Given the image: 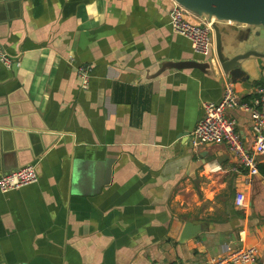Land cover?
I'll return each instance as SVG.
<instances>
[{
    "label": "crops",
    "instance_id": "1",
    "mask_svg": "<svg viewBox=\"0 0 264 264\" xmlns=\"http://www.w3.org/2000/svg\"><path fill=\"white\" fill-rule=\"evenodd\" d=\"M174 2L0 0V49L18 60L0 61V174H38L0 191V264H203L227 244L255 245L264 264V174L246 185L224 143H192L203 103L232 81L214 33L203 55L172 30ZM226 29L237 52H264V30ZM190 59L209 66L160 71ZM241 62L232 83L251 101L264 58ZM226 114L250 144L248 113ZM187 222L201 229L180 241Z\"/></svg>",
    "mask_w": 264,
    "mask_h": 264
},
{
    "label": "built area",
    "instance_id": "2",
    "mask_svg": "<svg viewBox=\"0 0 264 264\" xmlns=\"http://www.w3.org/2000/svg\"><path fill=\"white\" fill-rule=\"evenodd\" d=\"M169 24L174 32L189 39L195 52L209 55L213 45V27L210 21L193 13L183 5L174 2L170 10ZM0 61L10 67L18 60L0 49ZM90 67H77L80 86L89 84ZM255 96L251 101L243 100L230 81H225L221 98L203 103V113L191 132V141L197 143H224L229 153L245 169V184H252L259 174L258 157L264 154V74L262 82L254 87ZM227 109L248 113L252 141L246 144L236 130L235 120L226 114ZM38 174L33 163L0 174V191L5 192L37 180ZM235 204L245 206V194L237 191ZM257 256L255 245L233 246L227 244L221 255L210 257L203 264H253Z\"/></svg>",
    "mask_w": 264,
    "mask_h": 264
},
{
    "label": "water",
    "instance_id": "3",
    "mask_svg": "<svg viewBox=\"0 0 264 264\" xmlns=\"http://www.w3.org/2000/svg\"><path fill=\"white\" fill-rule=\"evenodd\" d=\"M200 17L206 18L213 27L215 50L221 69L229 76L232 82L245 80L243 60L250 56L264 58V52L249 49L237 52V45L231 40L224 42L223 35H227L229 28H252L264 30V0H174ZM173 7V6H172ZM248 32H251L249 30ZM209 66L207 61L179 60L167 61L161 65L160 71L165 67L187 68L197 67L205 69ZM187 133V132H186ZM184 134V132H183ZM201 229V224L187 222L180 234V241L187 240Z\"/></svg>",
    "mask_w": 264,
    "mask_h": 264
},
{
    "label": "trees",
    "instance_id": "4",
    "mask_svg": "<svg viewBox=\"0 0 264 264\" xmlns=\"http://www.w3.org/2000/svg\"><path fill=\"white\" fill-rule=\"evenodd\" d=\"M258 168H259V171L264 174V163L258 162Z\"/></svg>",
    "mask_w": 264,
    "mask_h": 264
}]
</instances>
